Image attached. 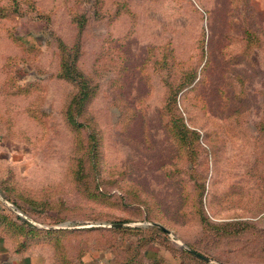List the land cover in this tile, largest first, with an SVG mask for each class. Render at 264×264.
Listing matches in <instances>:
<instances>
[{
    "label": "rangeland",
    "instance_id": "obj_1",
    "mask_svg": "<svg viewBox=\"0 0 264 264\" xmlns=\"http://www.w3.org/2000/svg\"><path fill=\"white\" fill-rule=\"evenodd\" d=\"M101 1L103 18L90 17L82 34V66L87 67L91 51L109 35L117 39L115 46L122 44L130 68L119 83L112 82L113 73L100 80L87 113L99 131L98 169L85 159L79 182L74 181L72 164L81 154H73V143L76 135L88 143V130L75 133L65 123L62 110L74 86L53 76V38L44 21L32 18V9L49 13L51 31L70 41L75 35L71 14L90 12V4L28 0L20 3L19 12H27L23 16L0 18V213L9 218H0V264L20 244L5 224L18 215L39 229L75 230L62 238L71 263L77 250L84 249L86 264H111L136 245L147 260L162 252L167 264H178L167 250L178 255L182 245L190 244L215 262L262 264L264 0ZM122 2L133 14L111 17ZM245 28L260 37L251 50ZM8 32L38 52L23 50ZM166 41L184 64L181 70L179 64L174 68L176 78L183 69L196 70L190 85L194 91L180 95L178 102L184 122L198 133L189 156L168 134L159 113L164 95L159 73L144 80L137 69L148 46ZM7 56L16 57L14 74L7 75L3 67ZM159 68L156 72H166ZM15 81L29 86V92L11 94L8 84ZM130 107L136 109L135 116ZM40 110L42 122L31 117ZM3 194L10 199L2 201ZM15 203L20 213L13 210ZM201 213L211 226L203 224ZM152 221L162 223L171 235L149 232ZM109 223L131 226L116 231L103 226ZM221 223L227 224L220 231L215 224ZM43 237L25 236L24 250L17 253L58 263L59 251Z\"/></svg>",
    "mask_w": 264,
    "mask_h": 264
},
{
    "label": "trees",
    "instance_id": "obj_2",
    "mask_svg": "<svg viewBox=\"0 0 264 264\" xmlns=\"http://www.w3.org/2000/svg\"><path fill=\"white\" fill-rule=\"evenodd\" d=\"M28 0H9V5L0 4V18H5L8 14H18L19 16H23L20 11V3ZM90 4L88 11L86 9H82L79 12H74L71 14V22L75 25V35L72 37L70 41L65 40L63 37L56 35L53 31H51L49 27L50 14L40 10L39 8H34L32 11L34 15L32 18L39 19L44 21L46 24L45 31L47 34H50V37L53 38V45L55 48V53L57 57V69L54 77L64 80L66 82H70L74 86V93L65 103L64 109L62 110V116L64 117L65 123L70 126L72 132L79 133L83 130L87 129L88 133L86 134L89 141L85 143V140L80 138V135H76L75 142L73 143V154L80 153L81 155H76L74 160L78 163L73 162V169H76L73 172L74 181L79 182L81 176V169H84L85 159L89 160V166L94 169V165L98 169L99 158L97 156L99 151V131L96 129L97 124L94 121V117L89 114V107L92 100L97 97L98 91L100 88V80L105 77L111 75L113 73V78L111 79L113 83H119L120 79L122 80L125 73L129 70L130 65L128 64V57L124 50L122 49V44L115 46L117 39L111 38L109 35L101 38L99 45L96 50L91 51V57L88 62L87 67L82 66V59L85 56L84 44L82 39L83 31L86 28L87 22L89 18H103V5L101 0H88ZM121 12H125L129 15L133 14L131 9L125 2L120 3L115 12L111 14V17L119 15ZM244 34L246 36V44L247 47L251 50L254 45L260 41V37L255 33V31L245 28ZM8 36L23 50L38 52L34 47L27 45L20 37H14L10 32H8ZM201 54L203 55V43L200 47ZM14 56H7L4 61V69L7 71V75L14 74ZM175 57V50L170 41H166L163 44L150 45L146 48L145 57L142 59V62L137 66L140 74L144 78V80L150 79V75L159 73V79L163 83L164 87V95H163V104L159 108V113L165 119L167 123L166 130L171 138L178 144L179 148L184 151V153L189 156L191 151L193 150V141L198 139V133L191 129L184 122L181 111L178 108V102L180 101V95L186 97L190 92L194 91V85L190 87V85L196 79V70H184L179 72L178 78L175 77V67L179 64L182 69L183 65L180 61ZM25 64V63H24ZM154 68H152V67ZM159 67H164L166 72H156ZM178 70V69H177ZM16 74V73H15ZM17 76V75H16ZM120 78V79H119ZM11 82V78L8 77L6 79ZM12 83V82H11ZM6 85V84H4ZM12 87L13 91H27L29 92L30 87L26 88L23 85H20L19 82L15 81L14 84H8ZM151 86V85H149ZM199 100L201 99L198 97ZM123 100V99H122ZM123 102V105L126 104ZM203 107H205L203 103ZM36 110V109H34ZM130 112L135 116L136 109H132L130 107ZM88 113V114H87ZM42 111H35L31 114V117L35 118L37 121L42 122L41 119ZM1 139V138H0ZM76 151H75V150ZM84 152H86L84 154ZM85 156V158L82 156ZM203 181V180H202ZM195 182V181H194ZM202 186V185H201ZM204 188V185L202 186ZM98 189V186H97ZM81 194L83 190L78 189ZM203 191V190H202ZM201 194V193H200ZM4 199L8 200L10 197L4 195ZM91 199H94L91 197ZM96 200L99 199L96 196ZM188 197H185L184 202L186 203ZM15 207L17 209H22L21 206L15 203ZM203 213V211H201ZM201 213V219L205 226H211V221ZM6 214V213H5ZM3 215L0 213L1 222L9 221L8 215ZM16 221L7 222L5 224L9 225L6 229H11V234L14 237H20V244L18 248H15V252H20L24 250V237L29 235L33 238H37L39 236H44V239L49 240L51 245L55 248V251H59L57 253V261L56 264H86L84 249H78L75 258L70 260H75V262L71 263L67 261L70 257H68L67 253H63L65 247H63L62 238L65 235L77 233L74 231H70L73 229L60 228L55 230H44L39 229L29 223L27 220L21 218L19 215L16 217ZM19 220L21 223H19ZM152 221L150 226L146 227L149 232L156 233L161 232L167 234L161 228L157 226H153ZM160 223V222H157ZM244 223V222H243ZM163 225L162 223H160ZM227 223H221V227L215 226L221 230H223V226ZM242 224V222H240ZM164 226V225H163ZM165 227V226H164ZM166 228V227H165ZM168 229V228H167ZM78 230V229H76ZM109 230V229H103ZM110 230L116 231H125L128 229L122 228H113ZM109 230V231H110ZM15 232V233H14ZM8 233V232H7ZM222 233V232H221ZM152 240V239H151ZM135 245V244H134ZM187 249H182L180 254L174 255L173 251L167 250L168 253L178 261V264H209L207 260L198 257L196 254H200L205 256L206 258H210V256H206L200 252H198L194 247L190 246V244L186 245ZM130 254L124 255L122 259H113L111 264H167L168 259L166 260L163 253L157 254L155 257L151 259H145L141 255V250L135 246L130 245L129 247ZM181 254L184 256H181ZM127 256V257H126ZM186 258V261L184 260ZM212 259V258H211ZM214 259V258H213ZM212 259V260H213ZM216 261V260H214ZM220 263H227V261L219 260ZM264 264V260L261 262Z\"/></svg>",
    "mask_w": 264,
    "mask_h": 264
},
{
    "label": "crops",
    "instance_id": "obj_3",
    "mask_svg": "<svg viewBox=\"0 0 264 264\" xmlns=\"http://www.w3.org/2000/svg\"><path fill=\"white\" fill-rule=\"evenodd\" d=\"M5 264H49L47 262V259H44L41 261L38 257H36V254H28V253H15L11 252L9 253L7 259H5ZM4 259L2 260L3 264Z\"/></svg>",
    "mask_w": 264,
    "mask_h": 264
},
{
    "label": "water",
    "instance_id": "obj_4",
    "mask_svg": "<svg viewBox=\"0 0 264 264\" xmlns=\"http://www.w3.org/2000/svg\"><path fill=\"white\" fill-rule=\"evenodd\" d=\"M1 200L5 202V199L1 198ZM13 210H14V211H17L18 213H20V212L18 211V209H17L16 207H14V206H13ZM27 219H28L29 221H31L29 218H27ZM31 222H32V221H31ZM100 225H101V224H100ZM152 225L161 228V229H162L163 231H165L167 234L171 235V231H170L169 229L165 228V227H164L163 225H161L160 223L154 222V223H152ZM103 226L112 227V228H124V227H130L131 224H129V223H109V224H104ZM172 238H173L174 241H177V238H176V237L173 236ZM182 247H183L184 249L188 250L186 246L182 245ZM196 255H197L198 257L202 258V259L207 260L208 262H211L212 264H224V263H220V262L212 261L211 259L206 258L205 256H202V255H200V254H198V253H197Z\"/></svg>",
    "mask_w": 264,
    "mask_h": 264
}]
</instances>
